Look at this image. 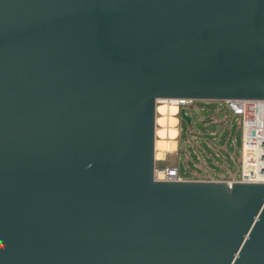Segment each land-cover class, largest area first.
I'll return each mask as SVG.
<instances>
[{"label":"water","instance_id":"obj_1","mask_svg":"<svg viewBox=\"0 0 264 264\" xmlns=\"http://www.w3.org/2000/svg\"><path fill=\"white\" fill-rule=\"evenodd\" d=\"M161 99L264 100V0H0V264H264V183L154 179Z\"/></svg>","mask_w":264,"mask_h":264},{"label":"rangeland","instance_id":"obj_2","mask_svg":"<svg viewBox=\"0 0 264 264\" xmlns=\"http://www.w3.org/2000/svg\"><path fill=\"white\" fill-rule=\"evenodd\" d=\"M160 101L157 107H172L171 102ZM178 109L175 115L176 139L159 135L165 128L157 118L165 117L157 110L156 165L175 166L183 178L209 177L220 180L242 174L243 131L238 116L223 106L221 101L194 100L185 108L192 123L182 119ZM159 132V133H158Z\"/></svg>","mask_w":264,"mask_h":264},{"label":"built area","instance_id":"obj_3","mask_svg":"<svg viewBox=\"0 0 264 264\" xmlns=\"http://www.w3.org/2000/svg\"><path fill=\"white\" fill-rule=\"evenodd\" d=\"M178 109L191 105V99H175ZM223 106L232 115L240 118L243 131L242 174L222 179L230 185L236 182L264 183V100L229 99ZM156 181H183L179 168L175 166H157L154 168Z\"/></svg>","mask_w":264,"mask_h":264},{"label":"bare ground","instance_id":"obj_4","mask_svg":"<svg viewBox=\"0 0 264 264\" xmlns=\"http://www.w3.org/2000/svg\"><path fill=\"white\" fill-rule=\"evenodd\" d=\"M160 101H164L167 102V99H161ZM172 104H174V106L172 107H167V106H163L157 107L158 112H161L165 117H163V119H159L157 118V123L158 124H162L165 128H163L164 130H161L162 132L159 133L160 136L162 137H168L170 139H176L177 137V129L175 128L176 126V119H175V115L178 112V107L176 106V100L175 99H170V101Z\"/></svg>","mask_w":264,"mask_h":264},{"label":"crops","instance_id":"obj_5","mask_svg":"<svg viewBox=\"0 0 264 264\" xmlns=\"http://www.w3.org/2000/svg\"><path fill=\"white\" fill-rule=\"evenodd\" d=\"M211 176V174L209 175V177L207 176V177H195V178H191V179H196V180H218V179H213V178H211L210 177ZM230 178V177H229ZM222 179H226V177H224V178H221L220 180H222Z\"/></svg>","mask_w":264,"mask_h":264},{"label":"flooded vegetation","instance_id":"obj_6","mask_svg":"<svg viewBox=\"0 0 264 264\" xmlns=\"http://www.w3.org/2000/svg\"><path fill=\"white\" fill-rule=\"evenodd\" d=\"M182 109H184L185 110V108H182ZM181 112V111H180Z\"/></svg>","mask_w":264,"mask_h":264}]
</instances>
